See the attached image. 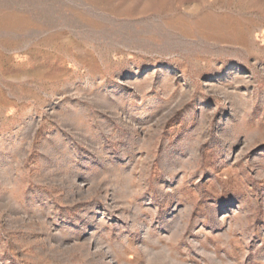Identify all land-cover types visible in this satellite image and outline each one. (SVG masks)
I'll use <instances>...</instances> for the list:
<instances>
[{"label": "rangeland", "instance_id": "374dc122", "mask_svg": "<svg viewBox=\"0 0 264 264\" xmlns=\"http://www.w3.org/2000/svg\"><path fill=\"white\" fill-rule=\"evenodd\" d=\"M0 264H264V0H0Z\"/></svg>", "mask_w": 264, "mask_h": 264}]
</instances>
